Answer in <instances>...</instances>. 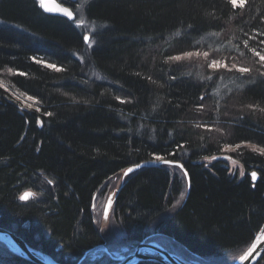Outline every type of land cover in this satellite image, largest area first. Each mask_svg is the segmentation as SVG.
<instances>
[{
    "label": "trees",
    "instance_id": "trees-1",
    "mask_svg": "<svg viewBox=\"0 0 264 264\" xmlns=\"http://www.w3.org/2000/svg\"><path fill=\"white\" fill-rule=\"evenodd\" d=\"M59 1L87 28L45 14L37 0H0V79L34 105L21 107L0 86V226L76 264L103 244L94 194L164 156L183 163L188 196L177 166L129 175L113 206L124 243L152 230L197 259L239 257L264 223V70L223 77L224 98L246 107L224 121L231 159L246 172L239 179L215 157L225 141L190 125L206 87L172 60L202 49L264 56V0ZM25 190L33 195L20 202ZM0 264L31 263L0 243Z\"/></svg>",
    "mask_w": 264,
    "mask_h": 264
},
{
    "label": "rangeland",
    "instance_id": "rangeland-1",
    "mask_svg": "<svg viewBox=\"0 0 264 264\" xmlns=\"http://www.w3.org/2000/svg\"><path fill=\"white\" fill-rule=\"evenodd\" d=\"M77 16L78 19H76V22L81 27L87 28L86 17L82 13ZM214 50L215 49H202L199 51H190L188 53L178 54V56H175L173 58L172 62L183 63L186 71L188 73L191 72L192 75H195L194 73H196L199 76L198 77L197 75H195V77L199 80L198 83L206 87L203 91V95L201 98L202 100L199 107L196 106L194 109L196 111L195 114H191V116L189 117L191 119L190 121L193 120L190 125L194 124L196 130H199V132L207 136V138H210V140H222L225 141L223 142L225 144L227 142V128H225L226 124H224L225 119H227V117L229 118L231 112L234 113L238 110L245 112L246 107L239 105L240 103H238L237 100L233 99V97L224 98V91H227L229 83L231 82L228 79L225 80L224 76L228 75V72L232 71L243 73L244 71H241V69H248V71L244 73L256 74V71L261 72V70H264V60H261L260 56H258V59L255 55H252L250 57L243 56L242 58V56H240L235 51L230 52L224 50ZM0 86H3V88L7 89V92L13 98V101L18 103V105H20L21 107L28 108L34 106L32 105L33 100L31 98H25L23 95L16 93L14 89H11L1 80ZM219 95H222L223 97H220ZM214 97H219L218 101L220 100V98H222L220 104L214 103ZM215 113H220V115L216 117L214 115ZM209 115L211 118L209 117ZM221 116L223 117V119L221 118ZM247 146L256 149L250 144H247ZM221 150H223L224 155L215 157H224L230 163V171L232 176L238 175L239 179L243 178L246 172L243 171L241 163L239 162V160L231 159L232 156L230 152L234 151V148L225 144V146ZM215 157L204 158L200 162H204L206 165H210L213 163L212 160H214ZM178 172H180L179 169ZM250 176L252 178V172H250ZM123 179V171H120L118 172V174L112 176V178L108 180L107 185L103 188H106L104 192L101 193V190L98 192L97 202H95L94 206L93 221L97 231L100 232L103 244H100V246H98L97 249L94 250L93 254H85L84 259H87V261L89 260V258L93 257L95 260H97V262H100V264H113L110 263L112 259L115 261L117 258L122 257V255L125 256L127 254H132V251H134L135 247L137 246L136 242L133 241L132 243H124L121 237L119 224L117 220L114 219L115 217L113 208L109 215L108 222L104 224L102 220L104 211L103 208L108 198V194L110 192H114L118 188V184ZM183 192L185 193V191ZM184 196L185 195H183L182 193V196L179 197V201L177 202L178 204L183 201ZM175 206H177V204ZM150 234V236L145 237V243L156 245L163 250H168L178 254L180 253L186 260H191V263L193 264H230L239 258L237 257L234 259V256H230L229 258L212 257L208 259H197L172 239L163 237L161 239H158V235L154 234L152 230ZM110 241H116V243L118 244H109ZM88 263H90V260Z\"/></svg>",
    "mask_w": 264,
    "mask_h": 264
},
{
    "label": "water",
    "instance_id": "water-1",
    "mask_svg": "<svg viewBox=\"0 0 264 264\" xmlns=\"http://www.w3.org/2000/svg\"><path fill=\"white\" fill-rule=\"evenodd\" d=\"M39 3V6L42 8V11L45 14L54 16V17H63L67 20H74L75 15L72 12V10L67 6H63L60 4L57 0H44V5L42 6L40 3V0H37ZM49 9L51 11H49ZM68 13H71V16L68 15ZM164 161L169 160H149V161H142L139 162V164H135L132 166H129V168H132V172H128V169L123 170V176L124 179L121 180L118 184V188L114 192H110L108 194V198L106 200V203L103 208V216L102 220L103 223L108 222L109 215L112 211V208L114 206V203L116 201V197L119 194V191L121 190L122 186L125 184L127 178L129 177V174H132L134 172L139 171L143 168H148L150 166L152 167H161V165L164 163ZM171 164L167 165H182L176 161H170ZM166 164V163H165ZM180 168V167H179ZM180 170L184 173H186L185 168L182 167ZM127 173V175H125ZM255 174V175H254ZM187 176V173H186ZM188 180V176H187ZM252 181L255 183L257 182V174L252 173ZM190 191V184L187 186L186 194H188ZM32 196L31 191H25L22 194V199H27ZM146 239H143V242L138 244L134 251H132V254H129L127 256H122V258L117 259L116 264H139L143 263L144 261H155L158 263L163 264H193L191 262H186L182 260L179 256H175L174 254H171L168 250H163L162 248L151 245L148 243H145ZM0 243H3L6 247H8L12 252L16 253L19 257L28 260L27 262L33 263V264H63L58 259L56 260L52 255H49L47 253H44L37 247H32L31 245H28L25 240H23L19 235L14 233L13 231H10L4 227H0ZM150 251L149 253H143V250ZM86 254V253H85ZM264 254V226L261 228V230L256 234V237L251 242L249 247L239 256L238 259L233 261L230 264H257L262 258ZM85 256V255H84ZM84 256L80 258V260L76 264H80V262L84 259Z\"/></svg>",
    "mask_w": 264,
    "mask_h": 264
},
{
    "label": "bare ground",
    "instance_id": "bare-ground-1",
    "mask_svg": "<svg viewBox=\"0 0 264 264\" xmlns=\"http://www.w3.org/2000/svg\"><path fill=\"white\" fill-rule=\"evenodd\" d=\"M60 4H62L63 6H66V5H64L63 3H61L59 0H57ZM74 1V0H73ZM67 7V6H66ZM71 10H72V8L70 7V6H68ZM72 12L74 13V11L72 10ZM74 15H75V13H74ZM51 16V15H50ZM77 16L75 15V19L74 20H72L73 22H76L77 20ZM71 21V20H70ZM76 25H78L79 26V24L76 22ZM89 39H90V37H89ZM89 39H88V41H89ZM1 80V79H0ZM151 160H156V161H161V160H169V159H166V157L164 158V156H159V157H155V158H152ZM170 161V160H169ZM177 162V161H176ZM178 163H180V162H178ZM180 164H182L183 165V163H180ZM161 166H163V167H169L170 165H167V164H165V163H163ZM158 167V166H157ZM183 167H184V165H183ZM158 168H160V167H158ZM179 168V167H178ZM180 169V168H179ZM186 172V171H185ZM187 173V172H186ZM186 173H184V171L182 172V173H180L182 176V178H183V180H184V184H186L187 186L190 184V177H189V174L187 173V176H188V180H187V176H186ZM252 173H254V172H252ZM257 180H258V175H257ZM122 182V181H121ZM190 186H191V184H190ZM101 189H102V187H101ZM100 189V190H101ZM122 189V188H121ZM25 191H28V190H25ZM24 191V192H25ZM23 192V193H24ZM32 192V191H31ZM98 192H99V190L97 191V193L96 194H94V196H93V203H95V202H97V197H98ZM22 193V194H23ZM22 194L19 196V201L20 202H25V201H28L29 200V198H31V197H29V198H27V199H22L21 197H22ZM32 195H33V193H32ZM186 196H188V194H186ZM263 226H264V223H263ZM0 227H4V226H0ZM4 228H6V227H4ZM6 229H8V228H6ZM8 230H10V229H8ZM10 231H13L14 233H16L13 229L12 230H10ZM17 234V233H16ZM18 235V234H17ZM20 236V235H19ZM256 237V236H255ZM23 240H25L24 238H22ZM145 239V238H144ZM254 240V239H253ZM25 242H26V240H25ZM143 242V241H142ZM27 244H28V242H26ZM141 243V242H140ZM139 243V244H140ZM2 244V243H1ZM148 244H150V243H148ZM28 245H30V244H28ZM138 245V244H137ZM152 245V244H151ZM32 246V245H31ZM33 247V246H32ZM35 248V247H34ZM38 248V247H37ZM40 249V248H39ZM97 249V247H95V248H90L86 253H88V254H93L94 253V250H96ZM41 250V249H40ZM42 251V250H41ZM188 251V250H187ZM150 251H148V250H143V253H149ZM171 254H174L175 256L177 255V256H179L182 260H184V261H188V262H191V260H186L184 257H183V255H181L180 253L178 254V253H174V252H171V251H169ZM45 253V252H44ZM47 253V252H46ZM16 254V253H15ZM48 254V253H47ZM17 255V254H16ZM50 255V254H49ZM127 255H129V254H127ZM127 255H125V256H127ZM192 255V254H191ZM264 255V254H263ZM262 255V256H263ZM123 256V255H122ZM17 257H19L18 255H17ZM224 257H227V256H224ZM21 258V257H20ZM120 258H122V257H120ZM120 258H117V259H120ZM23 261L25 260V261H28V260H26V259H23V258H21ZM117 259L113 262V264H116V262H117ZM263 259V258H262ZM261 259V260H262ZM87 260V259H86ZM89 260L90 261H92V262H97V260H95L93 257H91V258H89ZM89 260H88V262H89ZM113 260V259H112ZM260 260V261H261ZM83 261V260H82ZM82 261L80 262V264H82ZM259 261V262H260ZM258 262V263H259ZM144 263H149V264H163V263H158V262H155V261H144L143 263H139V264H144ZM257 263V264H258ZM33 264V263H32ZM36 264V263H35ZM64 264V263H63ZM168 264H171V263H168Z\"/></svg>",
    "mask_w": 264,
    "mask_h": 264
},
{
    "label": "snow or ice",
    "instance_id": "snow-or-ice-1",
    "mask_svg": "<svg viewBox=\"0 0 264 264\" xmlns=\"http://www.w3.org/2000/svg\"><path fill=\"white\" fill-rule=\"evenodd\" d=\"M40 3H41V5L43 6V5H44V0H40ZM49 11H51V10L49 9ZM68 15L71 16V13H68ZM84 39L87 41V40L89 39V37L86 36V37H84ZM261 60H264V56H261ZM49 66H50V67H55V66H53V65H49ZM241 71L247 72L248 69H241ZM164 163H166V164H171L170 161H164ZM178 167L182 168L183 165H178ZM132 171H133L132 168H129V169H128V172H129V173L132 172ZM125 175H127V173H125ZM254 175H255V174H254Z\"/></svg>",
    "mask_w": 264,
    "mask_h": 264
}]
</instances>
